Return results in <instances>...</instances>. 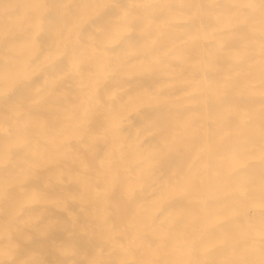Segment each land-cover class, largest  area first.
<instances>
[{
    "label": "bare ground",
    "instance_id": "obj_1",
    "mask_svg": "<svg viewBox=\"0 0 264 264\" xmlns=\"http://www.w3.org/2000/svg\"><path fill=\"white\" fill-rule=\"evenodd\" d=\"M0 264H264V0H0Z\"/></svg>",
    "mask_w": 264,
    "mask_h": 264
},
{
    "label": "rangeland",
    "instance_id": "obj_2",
    "mask_svg": "<svg viewBox=\"0 0 264 264\" xmlns=\"http://www.w3.org/2000/svg\"><path fill=\"white\" fill-rule=\"evenodd\" d=\"M13 235H16V234H13ZM12 235V237H13V239H16V236H15V238H14V236ZM17 238H18V236H17ZM18 247V246H17ZM25 248V247H24ZM21 247L19 248V250H18V252H19V255H20V253H21ZM17 249H15V251H14V253L16 252V254H18V252L16 251Z\"/></svg>",
    "mask_w": 264,
    "mask_h": 264
}]
</instances>
